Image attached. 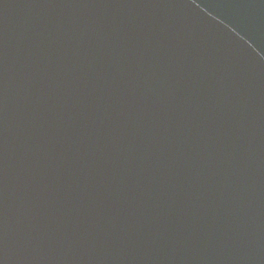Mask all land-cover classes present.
Returning a JSON list of instances; mask_svg holds the SVG:
<instances>
[{"label": "water", "instance_id": "1", "mask_svg": "<svg viewBox=\"0 0 264 264\" xmlns=\"http://www.w3.org/2000/svg\"><path fill=\"white\" fill-rule=\"evenodd\" d=\"M0 264H264V0H0Z\"/></svg>", "mask_w": 264, "mask_h": 264}]
</instances>
